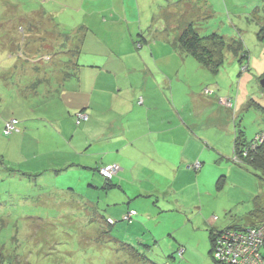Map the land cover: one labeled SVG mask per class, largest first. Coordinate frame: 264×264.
<instances>
[{"label":"rangeland","instance_id":"374dc122","mask_svg":"<svg viewBox=\"0 0 264 264\" xmlns=\"http://www.w3.org/2000/svg\"><path fill=\"white\" fill-rule=\"evenodd\" d=\"M209 1L224 16L219 18L220 23L211 19L208 26L219 24L217 28L228 29L233 35L238 32L249 58L241 63L226 53L223 65L215 71L192 54H180L170 43L168 47L161 46L164 49L157 54L164 59L156 62L152 57V69L173 77L178 110L169 108V104L163 102L161 92H155L161 105L155 106L150 119L153 124H158L157 128L164 129L172 118L179 123L178 133H161L160 141L152 143V152L148 150V142H145L147 146L136 144L135 148H144L154 157L171 158L175 166L166 162L159 165L156 161L150 167L151 162L143 159L147 168L139 174L142 168L131 166L119 173L121 166L118 164L113 178L119 173L115 182L124 180L120 188L104 189V178L88 168H80L70 177L73 184L69 186L74 187V193L58 190L54 184H48L50 181L44 183L41 180L38 184L49 188L35 192L45 195L46 201L51 203L32 207L28 204L22 208V195H33L30 180L19 181L17 175L8 172L12 173L10 168L37 172L62 166L61 160H55L49 152L56 135L50 136L48 127H41L40 131L36 126L45 115L60 118L66 115L63 103L68 101L59 102L57 97L49 101L41 90L40 96L34 100V96L16 90L12 85L14 75L9 80L10 87L0 84V99H7L6 104L0 100V245L2 256L11 257L13 261L9 262L7 257L3 262L0 259V264H218L211 255L212 228L246 226L252 221L264 220V172L236 163L233 156V143L239 131H244L248 140L260 130L264 131V112L259 108L264 107V89L260 85L264 74V25L261 24L264 5L258 11L253 0ZM202 2L0 0V71L8 66L1 62L9 58V53L20 50L17 47L19 41L26 44L27 40L37 38L40 32L53 39L60 32L69 33L80 26L101 35L102 41L119 51L129 65L136 68V64L129 60L140 59L138 66L141 67L143 60L139 51L145 53L150 47L136 48L131 33L141 39L139 33L142 30L144 34L147 30L149 36L152 28L165 30L170 26L179 38L181 29L191 22L197 8L207 9ZM251 2L253 6L249 5ZM232 19L235 22L230 26ZM222 20L224 25H221ZM31 27L40 29L34 34L30 32ZM50 28L52 31H43ZM158 43L162 42L159 40ZM130 49L135 52L133 56ZM36 61L35 65L42 60ZM11 65L10 71L20 66L19 62ZM40 65L44 66L43 63ZM250 101L254 103L251 105ZM16 109L26 111L25 124H20L21 119H14ZM135 111L131 115L140 114L142 109ZM114 112H109L108 117L115 116ZM8 115L11 119L7 118ZM90 115L91 121L87 125L84 122L78 124L80 130L88 133L87 139L91 136L97 138L89 131L96 130L97 133L99 120H103V116ZM8 121L15 122V128H4ZM188 123L194 128V138L186 142V129L191 130L186 126ZM25 126L37 134L39 142L34 157L28 158L30 141L20 131ZM106 134L111 133L101 127V137ZM155 134L151 139H155ZM175 137L177 142L170 143ZM130 139L131 136L124 137L127 145L120 144L121 148L126 150L132 145ZM183 151L186 152L184 159ZM133 152L145 156L135 149ZM106 154L93 150L73 158L74 162L96 167L114 160L106 158ZM4 175L11 178L2 181ZM89 182H94L100 189L88 186ZM93 206L97 208L98 216L88 223L90 218L93 219ZM257 209L261 210L259 215L254 214ZM128 210L137 212L132 223L120 220L123 211ZM110 216L120 221L106 233L101 227ZM57 234L61 238L55 244ZM43 239L52 245L41 246Z\"/></svg>","mask_w":264,"mask_h":264},{"label":"crops","instance_id":"0c3cea01","mask_svg":"<svg viewBox=\"0 0 264 264\" xmlns=\"http://www.w3.org/2000/svg\"><path fill=\"white\" fill-rule=\"evenodd\" d=\"M252 2L257 6L258 11L264 5V0H253ZM252 2L249 4L250 6H253ZM202 4L205 8H212L211 10L209 9V14L211 16L209 17V22L211 19H214L220 23L219 18L224 16V13L216 10L215 4L212 1L203 0ZM200 13L203 14V11ZM241 14L242 13H240V18H242ZM234 22V19L230 20V26L234 25ZM224 24L225 21L222 20L221 25ZM261 24L264 25V17L261 19ZM34 25L37 26L36 24ZM218 25L219 24L214 28L216 29ZM56 27L57 24L55 25V28ZM38 29L40 28L31 27L30 32L35 34ZM217 29L221 30L228 39L240 35L238 32L233 35L230 30L222 27ZM43 31L48 32L52 31V29H44ZM71 31L69 33L60 32L58 34L59 36L53 39L40 32L37 38L27 40L26 44L19 41L17 47H20V50L18 49L17 52H13L14 54L9 53V58L4 59L1 62L3 65L8 64L7 67L1 69L3 72L0 71L1 85L10 87L11 82L9 80L14 75L15 78L12 80V85H15L17 91H22V94L34 96V100H36L37 95L40 96L39 91L41 90L49 97V101L56 97L59 102L68 101L67 103H63L66 115H62L61 118L54 115H45V117L39 119L40 125L36 126L40 131H42L41 127H48L50 136L56 135L57 138L54 139V146L49 152L52 154L53 151H57L58 153L60 152L61 155L66 152L64 158L61 160V163L63 164H69L71 161L73 162V157L76 155H84L88 152H93V150H97L99 153L104 152L105 154L107 153L105 155L106 158H114L113 161H108L104 164L111 162L118 163L121 166L119 173L131 166L142 168V171L139 173L142 174L147 168L143 159H147L151 162L150 167H153V163L156 161L157 163L159 162V165L166 162L167 164L175 166V161L171 158L169 160L158 155L157 157H154V154L151 153L154 149L151 146L154 147L152 143L160 141L161 133H178L179 123L171 118L164 129H161L162 127L157 128L158 124H153V121L150 119V114L153 113L155 106L161 105V100L158 99L155 92H161L160 96L164 98V103L166 102L169 104V108L171 107L178 110L175 103L176 98L174 92L175 86L172 80L173 77H169L165 73L160 72V70L153 71L152 69V57H154L156 62L163 61L164 58L159 56L157 52L164 49L161 47L164 46V44L165 47H168L167 44L169 43L172 44V39L177 37L176 34L173 33L170 27L165 28V30H154V28H152L150 29L149 36H147V30L145 34L144 30H142V32L139 33L141 39H136V37L130 32V37L136 48L145 49V47H150V50L145 49V53L144 51H142V53L139 51V56L143 60L141 67L138 66L140 65V59L137 61L135 59L129 60L136 64L135 68L125 61L127 59L123 58L119 51L116 52L113 47H110L107 41L103 42L101 35L90 33L88 27L80 26ZM74 37H77V40L80 43V53L77 54V57L75 58L77 61H75L76 63L81 62L83 66L75 71L76 75L73 77L69 75V77L65 78L62 73H55L54 76L49 75L47 71L54 65L53 58L49 55L52 51V44H59V42L64 41L65 39L73 41ZM159 40L162 43H158ZM13 43H15V40ZM173 47L179 51L180 54L183 55L185 53L178 47ZM149 51L151 52V56H149ZM134 53V50L130 49V55L133 56ZM37 59H41L42 61L35 65L34 63ZM18 62L22 68L18 66V70L14 68L12 69L13 71L17 70L16 72L10 71L12 68L11 64L15 66ZM41 63H43L44 66L40 65ZM37 65L40 67V71L38 72V76L35 77V67ZM71 68L74 69L76 67L71 65ZM133 74H135L136 77H134ZM141 74H143L142 77L140 76ZM1 75L3 77H1ZM85 76L86 81L84 82ZM31 78H33V80H31ZM35 78H41L44 82L36 87ZM12 88L13 87H11V90ZM0 100L6 104L7 99ZM13 100L14 99H12L11 102ZM141 109L142 112L140 114L131 115V113L136 112L135 110ZM78 110L80 111L75 115L74 112ZM112 111H115V116L108 117V114H110L109 112ZM81 112L89 114V119L87 121L82 120L78 123V114ZM90 113L103 116V120H99L98 125L100 128L102 127L103 129L105 128L109 130L111 133L109 136L106 134L104 135L105 137H101L100 128H98L97 133L96 130L89 131V133H94L97 138L91 136L90 139H87L88 133L84 130H80L78 126H81L84 123L87 125L91 121ZM14 114V119L16 121L17 119L23 120L27 115L26 111L17 109L14 111ZM7 118L11 119V116L8 115ZM25 121L27 120L21 121L20 124H25ZM174 121H176V123H174ZM186 126L191 129L190 131L186 129L185 139L187 142L189 138L190 141L193 140L194 128L189 123L186 124ZM20 131L24 132V136H27L30 141V144L27 147L29 152L28 158L36 156V146L39 142L36 138L37 134L35 132L32 133L34 130L27 126ZM154 133H156L155 139H151V135ZM128 136H131L130 140L132 141V145L127 146L125 150L124 148H121L120 144L127 145L125 144L126 140H124V137ZM176 138L177 137H175V139H170V143L177 142ZM145 142H148V150H151V152L144 148H135L136 144L147 146ZM133 148L139 153H144L145 156H140L137 153H134ZM129 149L130 152H128ZM143 149L145 152L142 151ZM113 150H117L118 152L116 153ZM150 153L151 157L149 156ZM185 153L184 151L182 152V154H184V156H182L183 159L185 158ZM113 154H115L114 157H112ZM161 159L163 161L160 162L159 160ZM182 164H184V162ZM100 165H102V163ZM176 165L179 166V163ZM131 172H133V169H131ZM118 174L112 179V183L115 185L113 188H120L124 184L123 179V182H115V179L119 177Z\"/></svg>","mask_w":264,"mask_h":264},{"label":"trees","instance_id":"16d2710c","mask_svg":"<svg viewBox=\"0 0 264 264\" xmlns=\"http://www.w3.org/2000/svg\"><path fill=\"white\" fill-rule=\"evenodd\" d=\"M201 9L202 7L199 6L195 14L190 19L191 22L187 25V27L181 29L180 37L172 39L173 46L178 47L181 51H184L188 54L194 55V57L199 59L202 62V64H204L210 70L217 71L220 69L221 65H223V62L225 61V57L227 55L226 53H230L237 61L241 63L247 62V59L249 58V52L246 49V45L243 41V38L239 35L238 37H232L228 39L221 32V30H218L217 28L215 29L212 26H208L207 23L209 22V17H211L209 14V9L211 10L212 8H207L203 10ZM201 11H203V14L200 13ZM77 39H78L77 37H74L73 41L69 39H65L64 41L59 42V44L58 43L52 44V49H51L52 51L50 52L49 55L52 56L51 58H53L54 65L51 66V69L47 71L49 75L54 76L55 73L57 74L62 73L65 78L69 77V75L73 77L76 75L75 71H77V69L83 66L81 62L76 63L77 59H75L77 57V54L80 53V47H79L80 43ZM70 43H73L74 45ZM71 65H74L76 68L72 69ZM17 70L13 72H16ZM35 70H36L35 77H37L39 74L38 72L40 71V67L37 65L35 67ZM31 80H33V78H31ZM34 80L36 87H38L39 84L44 82V80L41 78L40 79L35 78ZM253 103H254L253 101L249 102V104L251 105ZM261 107L262 106H260L259 108L264 112V107L262 108ZM87 115L89 119V114ZM6 125L7 122L5 123L4 128H6ZM4 130L5 129H3V133L6 134ZM52 154L55 160L56 159L62 160L64 158V155L63 154L61 155L60 152L58 153L57 151H53ZM233 156H234V161L236 163L243 166H248V167L251 166L253 167L252 169L258 168L264 172V131L260 130L254 137L250 138L249 140L245 135L244 131H239L233 143ZM111 163H116V162H111ZM108 164L110 163L104 165H97L96 167H93L92 165H87L84 162L77 163L71 161L69 164H64L57 168L45 169L37 172L34 171L23 172L21 170H15L13 168H10L13 174L11 172L8 173L12 176L17 175L16 177L19 181L25 178H28L30 180L31 190L33 191L30 192L33 193V195L23 194L22 196L24 197L20 198V201L22 199L21 202L22 208H25L26 206H28V204L30 207H32L37 205L44 206L47 205L46 203H51V201H46L48 199L45 197V195L37 194L35 192V190H39L40 192L48 190L49 187L43 186L42 184L41 185L38 184V182H40L41 180H43L44 183H48L50 181L48 184L49 185L54 184L55 188L58 190H64V191L68 190V192L70 191L74 193L75 192V190H73L74 187L69 186V184L70 185L73 184L72 182H70L71 179L70 177L75 173L74 170H78L80 168L83 169L88 168L91 171H93V173H98L102 178H104L105 179V184L103 187L104 189L115 187V185L112 183L113 177L110 180H108L101 173V168L107 166ZM6 178L8 180L11 177L10 176L5 177L4 175L2 181H5ZM88 186H92L94 188L100 189V187L95 185L94 182H89ZM24 192H28V191L25 190ZM67 203L69 202L67 201ZM62 204H66V203H62ZM93 208H94L93 209L94 214L92 216L93 219L90 218L88 220V223H91L97 219L95 218V216L96 217L98 216L97 208L95 206H93ZM57 210L60 211L59 209ZM74 210L76 209L74 208ZM132 211H134L135 213L133 214ZM260 212L261 210L257 209L254 212V214L259 215ZM89 215L91 216V214ZM136 215L137 212L135 210L123 211L122 215L120 216V220L132 223ZM125 216H127L128 219H125ZM33 218L36 217L33 216ZM38 218L40 219V216H38ZM120 220H117L116 218L110 216L108 217V219L105 220V224L101 228L107 233L111 231L113 226H115L117 222H119ZM65 226L68 227V225ZM259 226H264V220L252 221L249 225L246 226H229L224 229H218L216 227L212 228L210 232V240L212 244L211 255L213 259L218 264H234L232 262L231 263L227 262V260L225 259H222L221 256H216L217 252L219 253L222 252L223 256L226 254L225 245L219 240L221 238H224L225 240L224 239L223 240L228 244L236 243V245L233 244V248L235 250L243 251V249H240V246L243 247L249 246L250 248H253L255 245H257L256 240L249 239V240H253V244H251L252 242L249 243L245 242L246 240L245 238L249 237V235L248 236L245 235L249 233V231H251L252 229L258 228ZM57 229L58 228H56V230ZM243 233L245 234L243 235ZM60 238L61 237L58 234L54 237L55 244H58L56 241H59ZM226 239H228V241ZM42 241L43 242H41V246L46 247L52 245V243L49 244L48 242H47L48 244H46V240L44 239ZM218 246H220L221 250L217 248ZM259 246L260 248L257 250V254L259 253L260 257L263 259L264 242L258 244V247ZM2 251H3L2 246L0 245L1 262H3L4 259L6 261V258L8 257V256L3 257ZM230 257H233V255H231ZM8 259L9 262H13L11 257H8Z\"/></svg>","mask_w":264,"mask_h":264},{"label":"built area","instance_id":"2783aa9c","mask_svg":"<svg viewBox=\"0 0 264 264\" xmlns=\"http://www.w3.org/2000/svg\"><path fill=\"white\" fill-rule=\"evenodd\" d=\"M87 119H88V115L85 112H81L78 114V123L81 120H87ZM6 127L15 128V122L8 121ZM117 168H118V164L110 163L107 166H104L103 168H101V173L105 178H112ZM132 213L134 214L135 212L132 211ZM125 219H128V217L125 216ZM244 234L245 233H243V235ZM248 235L249 237L245 238L246 239L245 242H248V243L252 242L251 244H253V240H256L257 242V245H255L253 248H250L249 246H244V247L240 246V249H243V251L235 250L233 248L234 243L228 244L224 241L225 240L224 238H221L219 241L225 245L226 254L223 256L222 252L221 253L217 252L216 256H221L222 259H225L227 260V262L229 263L232 262L234 264H264V258L262 259L260 257V254L259 253L257 254V250L261 246L260 245L258 247V244H261V242H264V226H259L258 228L252 229L245 236H248ZM249 239H253V240H249ZM226 240L228 241V239ZM234 245H236V243ZM217 248L221 250L220 246H218ZM230 254L233 255V257H230L231 256Z\"/></svg>","mask_w":264,"mask_h":264},{"label":"water","instance_id":"95a60500","mask_svg":"<svg viewBox=\"0 0 264 264\" xmlns=\"http://www.w3.org/2000/svg\"><path fill=\"white\" fill-rule=\"evenodd\" d=\"M260 85L264 89V76L260 80Z\"/></svg>","mask_w":264,"mask_h":264}]
</instances>
